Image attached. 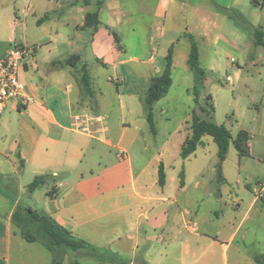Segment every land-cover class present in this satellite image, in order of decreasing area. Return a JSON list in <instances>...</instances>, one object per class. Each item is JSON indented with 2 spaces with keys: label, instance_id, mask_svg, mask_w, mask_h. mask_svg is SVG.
I'll use <instances>...</instances> for the list:
<instances>
[{
  "label": "crops",
  "instance_id": "obj_1",
  "mask_svg": "<svg viewBox=\"0 0 264 264\" xmlns=\"http://www.w3.org/2000/svg\"><path fill=\"white\" fill-rule=\"evenodd\" d=\"M215 3L224 11L231 10L232 2ZM91 5L93 0H37L36 4L31 0L28 6L39 27L46 23L52 26L48 36L31 43L41 47L20 71L25 101L10 103L0 116V201H7L8 210L5 220L0 219V264H52L53 254L48 250L32 254L31 246L26 245L33 243L26 242L13 225L11 218L19 207L49 215L73 237L96 248L102 258L98 261L78 252L66 255L63 264H89L84 262L87 259L94 264H264V255L246 258L238 248L235 251V235L255 201L235 226V200L224 195L225 161L219 180L218 160H204L208 136L187 159L180 158L181 147L191 133L188 118L172 133L161 136L156 129L155 134L151 132L155 155L148 161L138 163L133 157L130 142L134 145L138 137L125 140L136 121L133 112L137 101L144 103L151 79L164 69L168 51L172 50L171 87L155 105L166 100L174 86L181 42L185 43L184 62L188 65L189 36L195 42L196 38L187 22L176 34L169 22L172 10L182 17L188 10L199 14L197 30L207 43L206 15L214 11L206 6L191 7L186 0L147 1L143 11L152 16L153 23L147 26L143 22L147 34L136 35L135 42L130 39L129 44L119 4L99 0L95 12L89 10ZM93 13L99 21L94 31L85 25L86 16ZM3 27L14 36L16 18H8ZM12 38L2 39L7 46L0 49V59ZM131 45L136 54L129 50ZM83 69L92 89L90 95L81 84ZM199 84L195 79L185 89L194 97L193 102L198 98ZM118 85H123V94ZM108 86L115 88L113 100L121 111L118 123H110V113L102 105ZM94 118H103V123H88ZM139 120L147 123L146 115ZM116 123L119 134L114 131ZM87 128L96 130L94 136ZM119 148L126 154L121 156ZM148 148L143 147V152ZM160 165L162 186L158 183ZM38 176L45 177L43 185L28 194L27 186ZM213 182L222 185L214 186ZM23 196L27 203H22ZM35 204L40 209H35Z\"/></svg>",
  "mask_w": 264,
  "mask_h": 264
},
{
  "label": "rangeland",
  "instance_id": "obj_2",
  "mask_svg": "<svg viewBox=\"0 0 264 264\" xmlns=\"http://www.w3.org/2000/svg\"><path fill=\"white\" fill-rule=\"evenodd\" d=\"M41 1L44 2V0ZM97 1L99 0H93L90 11L97 10ZM147 1L155 2L156 0H115L119 4L123 16L124 28L129 35V38L127 37L129 44L131 40L133 43L135 42L136 35L147 34L144 24L148 26L153 23L152 16H147L143 11V4ZM186 1L191 7L206 6L214 11V14L206 15L210 39L208 43L202 41L200 31L197 30V26L200 24L199 14L195 15L188 10L185 14L186 17H182L179 12L172 10L169 21L176 34L177 31L184 30L185 22L189 23L190 32L196 38L198 52H200L199 65L204 72V80L202 84H199L201 86L198 90L196 104L193 102L194 97L188 95L185 89L191 86L195 79L199 82V77L184 62L185 43L181 42L175 61V72H173L174 86L167 99L154 106V129L159 131L161 136L167 132L172 133L185 119L188 118L190 121L191 112L195 110L202 119L225 126L233 139L236 138L239 131L248 133L250 138L248 157H239L232 145L229 148L224 165L226 183L223 188L224 195H229L235 200V226L239 224L250 204L255 201L253 208L248 212L247 218L235 235L233 243L235 251L238 248L242 256L246 258L252 255H264V198L256 199L255 194L259 189V184L264 185V47L254 44V31L264 32V0H223L225 3L231 4L232 2L230 11L220 9L216 5L218 3H215L217 0ZM30 2L31 0H0V49H5L7 46L2 39L13 37L11 44L23 43L37 50L41 44L36 46L31 43L38 37L48 36L51 32V24L46 23L39 27L40 24L38 25L36 20L29 15ZM35 2L37 3V0H34V4H36ZM216 11H221L224 15ZM13 17L16 18L17 23L14 36L11 31L3 27L7 19ZM143 22L145 23L143 24ZM212 23L214 27L211 25ZM132 29L135 31L132 32ZM46 50L47 48L43 49L45 52ZM129 50H133L136 54L135 46L131 45ZM109 74H111L110 71L107 72V75ZM105 76L106 73L103 72V81H105ZM227 77L231 79V83L227 82ZM118 87L120 94H123V85H118ZM86 93L91 94L90 92ZM103 93H105L106 101L102 105L110 113V123H118L120 120L116 121V119L120 116L121 111L118 102L113 100L116 97L115 88L108 86ZM209 95L212 101L206 99ZM137 102L133 112L136 115V121L131 123V129H128L125 140L128 141L130 136L138 137V141L134 142V145L132 144L133 140L130 143L133 157L139 163L141 159L147 161L151 159L155 155V148L150 145L153 139L149 124L139 120L146 115L145 105L142 103V110L140 101ZM211 104L213 113L211 118H206L205 115L209 114H204L201 108L210 112ZM102 105H97V107ZM161 109H165L164 113L160 111ZM117 123L114 131L119 134ZM206 140L209 143V148L206 149L204 160L211 163L216 162L218 160L217 147L210 137H206ZM145 146H149L148 152H143ZM213 185L220 186L222 184L213 182ZM26 198V196L22 197V203H27ZM6 202L3 199L0 201V219L2 221L5 220V215L8 213ZM236 204L240 208L236 207ZM34 207L40 209L37 204ZM225 241L227 239H224ZM26 246H31L32 254H35L37 250L47 252L39 243ZM65 258L66 255L60 258V264L64 263ZM84 262L94 264L91 259Z\"/></svg>",
  "mask_w": 264,
  "mask_h": 264
},
{
  "label": "trees",
  "instance_id": "obj_3",
  "mask_svg": "<svg viewBox=\"0 0 264 264\" xmlns=\"http://www.w3.org/2000/svg\"><path fill=\"white\" fill-rule=\"evenodd\" d=\"M99 24L97 13L88 14L85 18V25L92 28L94 31ZM191 49L188 58L189 68L199 77V83L204 80V72L199 65V52L194 39L189 36ZM116 43H119L118 37L115 36ZM254 44L264 47V32L254 31ZM171 55L172 50L168 51L165 60L163 71L151 79L150 86L144 95V105L146 109V121L149 124L150 130L155 134L153 121V107L161 100L171 87ZM81 84L86 92H90L89 78L85 70H82ZM196 88L194 89V92ZM207 100H211L209 95ZM202 112L209 114L213 113L211 104L210 112L201 108ZM190 136L185 140L181 147L180 158L185 160L192 155L205 136L211 137L212 141L217 146V174L218 179L221 176V167L226 160L228 150L232 144L239 157H248L250 154L249 135L245 131H239L236 138L233 139L229 130L223 125H217L211 120H204L193 110L191 112V120L189 122ZM45 181L44 176L35 177L34 180L27 186V193L30 194L37 188L41 187ZM158 183L160 186L164 184L163 168L160 165L158 173ZM11 221L18 229L21 237L28 243H39L46 250L53 254L52 264H60V258L64 255L83 252L85 255L96 258L101 261V254L96 249L90 246L87 242L79 240L71 235L69 231L59 226L49 215L32 210L28 207H19L12 215ZM114 261V257H108ZM69 264H78L76 261Z\"/></svg>",
  "mask_w": 264,
  "mask_h": 264
},
{
  "label": "built area",
  "instance_id": "obj_4",
  "mask_svg": "<svg viewBox=\"0 0 264 264\" xmlns=\"http://www.w3.org/2000/svg\"><path fill=\"white\" fill-rule=\"evenodd\" d=\"M36 49L27 44L13 43L7 49L3 58L0 59V116L4 114L8 105L14 101H25L24 85L19 79L20 71L24 64L34 59ZM110 80V79H109ZM231 83L229 77L226 78ZM103 123L102 118H94L88 123ZM87 131L94 136L96 130L87 128ZM96 135V134H95ZM97 136V135H96ZM119 154H126L122 149H118ZM257 198L264 197V185L259 184V189L255 192Z\"/></svg>",
  "mask_w": 264,
  "mask_h": 264
}]
</instances>
